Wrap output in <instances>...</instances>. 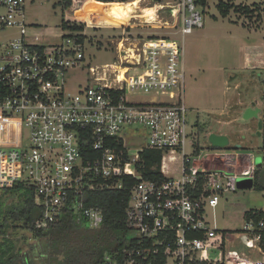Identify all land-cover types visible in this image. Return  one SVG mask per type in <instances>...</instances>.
Returning <instances> with one entry per match:
<instances>
[{
	"label": "built area",
	"instance_id": "1",
	"mask_svg": "<svg viewBox=\"0 0 264 264\" xmlns=\"http://www.w3.org/2000/svg\"><path fill=\"white\" fill-rule=\"evenodd\" d=\"M150 1L167 9L171 22L162 25L177 27L183 37L203 25L209 0ZM234 6L264 19V1ZM24 7L25 0H0V31L16 30L0 40V117L6 129H20L18 143L9 144L15 133L7 130L0 143V199L21 183L32 189L36 227L71 212L95 229L103 210L86 204L88 194L126 187L129 247L124 257L105 253L100 264H264L263 218H244L236 232L218 229L208 215L237 190L238 178H253L256 168L227 165L225 154L206 165L187 120L182 44L151 33L130 39L132 17L125 26H111L122 29V38L110 41L117 61L88 66L86 83L68 89L67 73L85 57V38L79 40L85 31L64 29L58 43H29ZM146 149L161 152L160 164L146 166ZM168 162L177 175L168 174ZM145 171L161 176L145 178Z\"/></svg>",
	"mask_w": 264,
	"mask_h": 264
},
{
	"label": "rangeland",
	"instance_id": "2",
	"mask_svg": "<svg viewBox=\"0 0 264 264\" xmlns=\"http://www.w3.org/2000/svg\"><path fill=\"white\" fill-rule=\"evenodd\" d=\"M262 1L264 0H231V3L252 6ZM130 3L136 6L132 14H139L130 20L132 26L126 27L130 39L139 34L145 36L151 33L155 36L171 35L182 44L187 120L192 125L197 145L203 151L205 163L208 161L206 165L210 166L209 163H216L217 159H221L218 155L234 154L241 157L242 165L248 163L256 169L262 168V137L257 131L264 109V65L251 66L246 59H256V64H259L260 58L264 61L263 18L255 20L256 16L235 9H230L223 16L216 7V0H209L201 14L203 25L193 27L182 37L180 33H175L177 27L173 29L162 25L170 23L171 17L167 9L162 8L163 5H155L150 0L120 2V8L116 11L115 7H110L106 11V23L104 9L84 5L75 13V21L83 23L84 29H87L84 41L85 57L80 66L67 73V88L74 89L78 83H86L88 66L110 65L117 61L110 41L121 39L122 29L111 26H125L128 23L124 18V10L128 9ZM24 16L28 24L26 40L29 43H58L65 33L61 27L62 7L59 0H25ZM141 21H155L161 27L138 25ZM88 23L96 25L88 26ZM15 35L14 28H6L0 31V40ZM119 45L126 53L131 54L130 47H124L121 43ZM245 106L258 109L257 116L245 118ZM133 128L146 132L142 126ZM6 130L13 133L12 127L6 129L3 126L0 117V143ZM210 133L226 135L229 138V147L213 146L208 138ZM236 144H240L242 148L236 149ZM174 166V163L168 162V174H178L172 171ZM18 200L17 195L8 194L4 203L17 204ZM249 208L262 209L264 212V189L237 187L235 192L222 196L219 204L213 210H208V215L218 229L239 232L245 221L242 213ZM3 241L12 248L13 254L23 252L29 264L51 262L46 253V238L34 237L24 225L9 224L4 235H0V243ZM262 246L264 249V241ZM53 264H59V261L54 260Z\"/></svg>",
	"mask_w": 264,
	"mask_h": 264
},
{
	"label": "trees",
	"instance_id": "3",
	"mask_svg": "<svg viewBox=\"0 0 264 264\" xmlns=\"http://www.w3.org/2000/svg\"><path fill=\"white\" fill-rule=\"evenodd\" d=\"M130 0H59L62 7L61 27L75 31H83L84 24L75 21L76 12L84 5L106 11L115 7L116 3ZM198 3H205V0H197ZM111 2V3H109ZM119 5V4H118ZM236 11L249 13L247 7L238 8L228 3H219L218 10L225 16L231 8ZM120 8V7H118ZM133 9L136 6L130 3L128 9L124 10V18L129 21L134 17ZM137 11V10H136ZM81 35L79 40H84ZM14 139L9 144H16L20 139V129L13 128ZM262 145L260 146L263 166L256 169L254 173L253 187L259 190L264 189V109L262 110ZM161 152L153 149H146L141 153V158L147 167L158 165L161 161ZM145 178H157L161 174L158 171L144 172ZM17 195L18 203L6 205L5 197ZM129 200V189H101L88 194L87 205L98 206L103 210V223L99 228H89L78 223L71 212L65 213L58 221L46 223L42 227H36L35 221L39 216L37 208L33 204L32 189L16 183L13 187L6 189L0 199V235H4L9 224L19 223L26 226L34 237H45L47 240V254L50 264L54 260L59 264H100L105 253H112L118 257H124L129 247L128 231L126 228V207ZM253 217L255 220L264 217L261 209L250 208L244 212V218ZM264 241V233L261 237V245ZM0 264H29L23 252L12 253V248L6 241L0 243Z\"/></svg>",
	"mask_w": 264,
	"mask_h": 264
},
{
	"label": "water",
	"instance_id": "4",
	"mask_svg": "<svg viewBox=\"0 0 264 264\" xmlns=\"http://www.w3.org/2000/svg\"><path fill=\"white\" fill-rule=\"evenodd\" d=\"M245 110V118H250L253 116H257L258 109L246 108ZM262 129V119L258 121V135H261ZM210 143L215 147H225L228 145V138L223 134L210 133L209 136ZM254 185V180L251 177H241L237 179V187L238 188H251Z\"/></svg>",
	"mask_w": 264,
	"mask_h": 264
},
{
	"label": "crops",
	"instance_id": "5",
	"mask_svg": "<svg viewBox=\"0 0 264 264\" xmlns=\"http://www.w3.org/2000/svg\"><path fill=\"white\" fill-rule=\"evenodd\" d=\"M111 3V2H110ZM112 3H116V5H115V11H116V9L118 8V6H120V5H118L120 2H112ZM108 4V3H107ZM107 4L105 5V8H104V13H105V23H106V6H107ZM111 17V16H110ZM87 21V20H86ZM102 23V21L100 22V24ZM92 25H96L95 23H91V24H89L88 23V26H92ZM86 29V28H85ZM85 29H84V31H85ZM87 30V29H86ZM85 33H86V31H85ZM263 55V54H262ZM254 60H255V62H254ZM254 60H249V58L248 59H246V62H247V64H250L251 66H259V65H261V66H263L264 65V61H262V59L260 58L259 59V64H256L257 62H256V59H254ZM260 67V66H259ZM252 108L251 106H245L244 107V109H246V108ZM253 109V108H252ZM259 119H262V114H261V118H259ZM224 135V134H223ZM228 138V137H227ZM228 141H229V138H228ZM226 147V146H225ZM227 147H229V142H228V145H227ZM235 148L236 149H238V148H242L241 147V145L240 144H236L235 145ZM226 155V159H227V165L229 164L230 166H236V165H239V166H243L242 164H241V157L239 156L238 158V160L235 158V156H234V154H225ZM232 156H234V157H232ZM250 209V208H249ZM255 209H258V208H255ZM246 210H248V209H246ZM246 210H244L243 211V213H242V216H243V218H244V212L246 211ZM262 210V209H261ZM263 211V210H262ZM263 214H264V212H263ZM264 218V217H263Z\"/></svg>",
	"mask_w": 264,
	"mask_h": 264
},
{
	"label": "bare ground",
	"instance_id": "6",
	"mask_svg": "<svg viewBox=\"0 0 264 264\" xmlns=\"http://www.w3.org/2000/svg\"><path fill=\"white\" fill-rule=\"evenodd\" d=\"M157 5H158V4H157ZM156 9H157V8H156ZM155 11H156V10H155ZM137 15H139V14L136 13L135 16L138 17ZM135 16H134V17H135Z\"/></svg>",
	"mask_w": 264,
	"mask_h": 264
}]
</instances>
